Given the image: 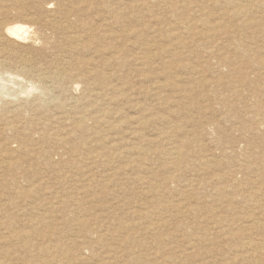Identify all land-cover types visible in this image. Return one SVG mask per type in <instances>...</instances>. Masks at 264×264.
I'll use <instances>...</instances> for the list:
<instances>
[{"label": "rangeland", "instance_id": "obj_1", "mask_svg": "<svg viewBox=\"0 0 264 264\" xmlns=\"http://www.w3.org/2000/svg\"><path fill=\"white\" fill-rule=\"evenodd\" d=\"M163 1L0 0V264H222L251 210L264 238V0Z\"/></svg>", "mask_w": 264, "mask_h": 264}, {"label": "bare ground", "instance_id": "obj_2", "mask_svg": "<svg viewBox=\"0 0 264 264\" xmlns=\"http://www.w3.org/2000/svg\"><path fill=\"white\" fill-rule=\"evenodd\" d=\"M15 1V0H14ZM25 1V0H24ZM24 1H22V0H18V5H19V7H22V8H26V2H24ZM47 1V0H46ZM60 1V0H59ZM63 1V0H62ZM157 1V0H156ZM168 1V0H167ZM166 1V2H167ZM215 1V0H214ZM217 1V0H216ZM226 1V0H225ZM232 1V0H231ZM238 1V0H237ZM241 1V0H240ZM91 2V1H90ZM163 2H165V1H163ZM165 2V4H167ZM218 3H219V1H217ZM230 2V1H229ZM233 2H234V0H233ZM248 2V1H247ZM56 3V2H55ZM81 3V2H80ZM104 3H105V1H104ZM115 3V2H114ZM210 3H212V2H210ZM225 3H227V2H225ZM106 4V3H105ZM151 4V3H150ZM159 4V3H158ZM220 4V3H219ZM240 4V3H239ZM238 4V5H239ZM218 5V4H217ZM230 5H232V4H229V6ZM1 6V5H0ZM100 6V5H99ZM98 6V7H99ZM220 6H221V4H220ZM243 6L245 7V5L243 4ZM174 7V6H173ZM82 8H84V7H82ZM221 8V7H220ZM246 8V7H245ZM244 8V9H245ZM260 8V7H259ZM264 8V7H263ZM70 9V8H69ZM102 9V8H101ZM231 9V8H230ZM241 9V8H240ZM248 9H249V7H248ZM108 10V9H107ZM260 10V9H259ZM77 11V10H76ZM246 12H248L247 10H245ZM30 12V11H29ZM70 12V11H69ZM104 12V11H103ZM239 12H242V11H239ZM254 12V11H253ZM19 13V12H18ZM48 13V12H47ZM78 13V12H77ZM81 13V12H80ZM243 13H245V12H243ZM38 14V13H37ZM42 14V13H41ZM263 14V13H262ZM34 15V14H33ZM32 15V16H33ZM71 15V14H70ZM109 15V14H108ZM240 15V14H239ZM242 16L243 15H245V14H241ZM15 16V15H14ZM46 16V15H45ZM60 16V15H59ZM236 16V15H235ZM246 16H247V13H246ZM29 17V16H28ZM38 17V16H37ZM238 17V16H237ZM55 18V17H54ZM109 18H110V16H109ZM111 18H112V16H111ZM110 18V19H111ZM248 18V17H247ZM24 19V18H23ZM48 19V18H47ZM240 19V18H239ZM3 20V19H2ZM15 20V19H14ZM71 20V19H70ZM100 19H98V21H99ZM233 20V19H232ZM247 20V19H246ZM23 21V20H22ZM29 21V20H28ZM55 21V20H54ZM105 21V20H104ZM243 21H244V19H243ZM20 22V21H19ZM71 22V21H70ZM102 22V21H101ZM56 23V22H55ZM206 23V22H205ZM70 24V23H69ZM68 24V25H69ZM72 24V23H71ZM70 24V25H71ZM75 24V23H74ZM77 24V23H76ZM95 24V23H94ZM121 24V23H120ZM4 25H5V23H4ZM116 25H117V23H116ZM178 25V24H177ZM243 25L245 26V24L243 23ZM247 25V24H246ZM255 25V24H254ZM257 25V24H256ZM259 25V24H258ZM63 26V25H62ZM242 26V25H241ZM4 27V26H3ZM64 27V26H63ZM99 27V26H98ZM120 27V26H119ZM207 27H209L208 25H207ZM206 27V28H207ZM67 28H68V26H67ZM72 28V27H71ZM92 28V27H91ZM175 28V27H174ZM187 28V27H186ZM205 28V29H206ZM29 29H30V26L28 25V24H21V23H13V24H10V25H7L6 27H5V32H6V34H7V36H8V38L9 39H11L12 41H16V40H19L20 38H22V37H24V36H26L27 34H28V32H29ZM54 29H56V27H54ZM69 29H70V27H69ZM116 29V28H115ZM216 29V28H215ZM218 29V28H217ZM216 29V30H217ZM219 29H220V27H219ZM247 28H245V30H246ZM249 29V28H248ZM56 30H58V29H56ZM65 30H66V28H65ZM2 31V30H1ZM60 31H61V29H60ZM92 31V30H91ZM205 31H207V30H205ZM77 32V31H76ZM105 32V31H104ZM113 32H114V30H113ZM75 33V32H74ZM79 33V32H78ZM67 35H69V34H67ZM75 36V35H74ZM78 37V36H77ZM248 37V36H247ZM70 38V37H69ZM230 38V37H229ZM228 38V39H229ZM241 38H242V35H241ZM8 40V39H7ZM76 40H77V38H76ZM236 40V39H235ZM5 41V40H4ZM79 41H81V40H79ZM84 41V40H83ZM147 41V40H146ZM77 42V41H76ZM229 42V41H228ZM9 43V42H8ZM7 43V44H8ZM78 43V42H77ZM76 43V44H77ZM245 43V42H244ZM6 44V43H5ZM19 44V43H18ZM60 44V43H59ZM83 44V43H82ZM75 45V44H74ZM10 46V45H9ZM78 46V45H77ZM115 46V45H114ZM233 46V45H232ZM0 47H1V45H0ZM6 47V46H5ZM218 47V46H217ZM73 49V48H72ZM9 50V49H8ZM120 50V49H119ZM226 50H227V48H226ZM3 51V50H2ZM71 51V50H70ZM230 51H231V49H230ZM87 52V51H86ZM108 52V51H107ZM229 52V51H228ZM241 52V51H240ZM232 53V52H231ZM242 53V52H241ZM87 54V53H86ZM103 54V53H102ZM106 54V53H105ZM260 54V53H259ZM21 55V54H20ZM222 56H223V54H222ZM0 57H2L1 56V54H0ZM5 58H6V56H4ZM67 57V56H66ZM108 57V56H107ZM208 57V56H207ZM3 58V57H2ZM143 58V57H142ZM228 58V57H227ZM245 58V57H244ZM256 58V57H255ZM88 59V58H87ZM109 59H110V57H109ZM242 59V58H241ZM228 60V59H227ZM10 61V60H9ZM76 61V60H75ZM80 61V60H79ZM242 61H243V59H242ZM5 59L3 58L2 60L0 59V65L2 66V65H4L5 64ZM23 62V61H22ZM60 62V61H59ZM222 61H220V63H221ZM197 63V62H196ZM229 63V62H228ZM244 63V62H243ZM8 64V63H7ZM116 64V63H115ZM23 65V64H22ZM25 65V64H24ZM56 65H57V63H56ZM220 65V64H219ZM62 66V65H61ZM93 66V65H92ZM25 67V66H24ZM27 67V66H26ZM25 67V68H26ZM229 67V66H228ZM237 67V66H236ZM51 68V67H50ZM30 71V70H29ZM30 73V72H29ZM38 73V72H37ZM59 73H61V72H59ZM85 73V72H84ZM36 74V73H35ZM66 75V74H65ZM78 75V74H77ZM262 75V74H261ZM260 75V76H261ZM1 76V75H0ZM21 78V77H20ZM39 78V77H38ZM56 79V78H55ZM22 80V79H21ZM42 81V80H41ZM89 81V80H88ZM220 83H221V81H219ZM18 83V82H17ZM262 83V82H261ZM5 84V83H4ZM48 84V83H47ZM54 84V83H53ZM222 84V83H221ZM213 86H214V83H213ZM251 87L253 86V84H251L250 85ZM261 87V86H260ZM53 88V87H52ZM258 88V87H257ZM68 89V88H67ZM262 90V89H261ZM97 92V91H96ZM262 92V91H261ZM47 97V96H46ZM54 97V96H53ZM72 98V97H71ZM103 98V97H102ZM87 100V99H86ZM89 100V99H88ZM224 100V99H223ZM33 102V101H32ZM31 105V104H30ZM16 106V105H15ZM14 107V106H13ZM71 107V106H70ZM231 107H233L232 105H231ZM252 107V106H251ZM256 107V106H255ZM254 108V107H253ZM21 110V109H20ZM93 110V109H92ZM264 112V111H263ZM2 116V115H1ZM24 117V116H23ZM86 117V116H85ZM37 118V117H36ZM94 118V117H93ZM235 118H236V116H235ZM260 119V118H259ZM262 119V118H261ZM255 121V120H254ZM263 120H261V122H260V124H263ZM250 123V122H249ZM251 127H250V129L252 130V128L254 127L252 124L250 125ZM22 129V128H21ZM217 129H218V127H217ZM257 131V129L255 130V132ZM80 132V131H79ZM249 133H251V131L249 132ZM64 137V136H63ZM61 140H62V138H61ZM199 140V139H198ZM180 141V140H179ZM229 142V141H228ZM170 143V142H169ZM197 143V142H196ZM169 145H171V144H169ZM188 145L189 144H187V147H188ZM143 148V147H142ZM227 148V147H226ZM192 149V148H191ZM190 149V150H191ZM171 150V149H170ZM169 151V150H168ZM143 152V151H142ZM145 152V151H144ZM143 152V153H144ZM235 152V151H234ZM171 153L174 155V157L176 158V159H182V158H184L185 156H186V153L178 146H174V148L172 149V151H171ZM238 153V152H237ZM166 154V153H165ZM169 154V153H168ZM228 154V153H227ZM226 154V155H227ZM192 155V154H191ZM229 155V154H228ZM241 155V154H240ZM232 156V155H231ZM229 157V158H232V157ZM251 156V155H250ZM215 157V156H214ZM226 157V156H225ZM228 157V156H227ZM226 157V158H227ZM264 157V156H263ZM171 158V157H170ZM186 159H187V157H185ZM206 158V157H205ZM221 158V157H220ZM219 158V159H220ZM252 159V158H251ZM210 160H212V159H210ZM182 161V160H181ZM222 161V160H221ZM241 161V160H240ZM186 162V161H185ZM248 162V161H247ZM206 163H208L207 165H210V164H212L211 163V161H208V160H206ZM203 164V163H202ZM240 165V164H239ZM234 166V165H233ZM252 166V165H251ZM257 166V165H256ZM184 167V166H183ZM200 167V166H199ZM205 167V166H204ZM250 167V165H247V168H249ZM229 168V167H228ZM240 168V167H239ZM200 169V168H199ZM230 169V168H229ZM261 169V168H260ZM233 170H235L234 168H232V171ZM242 170V169H241ZM220 171V170H219ZM222 171V170H221ZM215 172V171H214ZM248 172H250V171H248ZM259 172V171H258ZM211 173V172H210ZM230 173V172H229ZM178 174V173H177ZM199 174V173H198ZM216 174V173H215ZM228 174V173H227ZM245 174V173H244ZM254 174V173H253ZM173 175V174H172ZM217 175V174H216ZM226 175V174H225ZM224 175V176H225ZM229 175V174H228ZM240 175V174H239ZM252 175V174H251ZM179 176V175H178ZM213 176V175H212ZM229 176H231L232 177V175H229ZM234 176V175H233ZM260 176H261V174H260ZM215 177H217V176H215ZM215 177H213L212 178V180H214V178ZM224 178V177H223ZM221 179V180H224V179ZM262 178V177H261ZM218 179V178H217ZM245 179H247V178H245ZM260 179V178H259ZM181 180V179H180ZM193 180V179H192ZM220 180V181H221ZM226 180V179H225ZM237 180V179H236ZM242 180V179H241ZM241 180H239V181H241ZM258 180V179H257ZM206 181V180H205ZM220 181H218V182H220ZM228 181V180H227ZM233 181V180H232ZM235 181V180H234ZM238 181V182H239ZM261 181V180H260ZM264 181V180H263ZM196 182H197V180H196ZM216 182V181H215ZM226 182V181H225ZM236 182V181H235ZM167 183V182H166ZM233 183V182H232ZM241 183H242V181H241ZM261 183V182H260ZM158 184H161V183H158ZM165 184V183H164ZM224 184V183H223ZM151 185V184H150ZM168 185V184H167ZM207 185V184H206ZM235 186H236V184H234ZM247 185V184H246ZM259 185V184H258ZM264 185V184H263ZM200 186V185H199ZM220 186V185H219ZM237 186H238V184H237ZM232 187H233V185H232ZM232 187H230L231 188V190H233L232 189ZM250 187V186H249ZM164 188V187H163ZM185 188V187H184ZM205 188V187H204ZM207 188V187H206ZM227 188V187H226ZM242 188V187H241ZM245 188H247V187H245ZM258 188V187H257ZM237 189H238V187H237ZM240 189V188H239ZM159 190V189H158ZM161 190V189H160ZM169 190V189H168ZM173 190V189H172ZM186 190V189H185ZM184 190V191H185ZM203 190V189H202ZM213 190H214V192H215V189L213 188ZM219 193L218 194H221V193H226V189H225V187H220L219 189ZM234 190H235V188H234ZM247 190V189H246ZM251 190H252V188H251ZM255 190V189H254ZM253 190V191H254ZM170 191V190H169ZM238 191V190H237ZM248 191H250V190H248ZM160 192H162V191H159V193ZM188 192V191H187ZM202 192V191H201ZM213 192V191H212ZM216 192H217V190H216ZM228 192V191H227ZM239 192H240V190L238 191V195H239ZM232 194H233V192H231ZM235 193V192H234ZM243 192H241V194H242ZM50 194V193H49ZM158 194V193H157ZM186 194V193H185ZM250 194V193H249ZM161 195V194H160ZM200 195H201V193H200ZM199 195V196H200ZM217 195V194H216ZM224 195V194H223ZM251 195H252V193H251ZM256 195V194H255ZM257 195H258V193H257ZM159 196V195H158ZM213 196V195H212ZM219 196V195H218ZM226 196V195H225ZM258 196H260V195H258ZM155 197V196H154ZM164 197V196H163ZM217 197V196H216ZM220 197V196H219ZM232 197H235V196H233L232 195ZM255 197V196H254ZM194 198V197H193ZM198 198V197H197ZM196 198V199H197ZM182 199H183V197H182ZM200 199H202L201 197H200ZM220 199V198H219ZM218 199V200H219ZM227 199V198H226ZM237 198H235V200H236ZM250 199L251 200H253V201H255L256 199H252L251 197H250ZM160 200V199H159ZM158 200V201H159ZM184 200V199H183ZM195 200V199H194ZM207 200V199H206ZM234 200V199H233ZM245 200V199H244ZM224 201H225V199H224ZM237 201H238V199H237ZM250 201V200H249ZM171 202V201H170ZM189 202V201H188ZM226 202V201H225ZM233 202V201H232ZM235 202V201H234ZM193 203V202H192ZM200 203V202H199ZM204 203V202H203ZM251 203V202H250ZM201 204H202V202H201ZM205 204V203H204ZM227 204V203H226ZM197 205H199V204H197ZM231 205V204H230ZM248 206V205H247ZM250 206V205H249ZM165 208V207H164ZM163 207H162V209H164ZM184 208V207H183ZM199 208H201V207H199ZM204 208V207H203ZM207 208V207H206ZM205 208V209H206ZM209 208V207H208ZM223 208V207H222ZM228 210L230 209H232V207H226ZM255 208V207H254ZM166 209V208H165ZM202 209V208H201ZM252 209V208H251ZM261 209V208H260ZM149 210V209H148ZM145 211L146 213H145V215H148L149 214V211ZM182 210V209H181ZM191 210H192V212H194V211H196V210H198V209H196V208H191ZM203 210V209H202ZM215 210H216V207H215ZM234 210V209H233ZM163 211V210H162ZM167 211V210H166ZM206 211H207V209H206ZM208 211H211V210H208ZM157 212H158V210H157ZM173 212V211H172ZM178 212V211H177ZM199 212V211H198ZM202 212L203 211H200V214H202ZM216 212V211H215ZM239 212V211H238ZM241 212V211H240ZM242 212H244V211H242ZM260 212H261V210H260ZM263 212H264V209H263ZM156 212H154V215H156L155 214ZM174 213H175V210H174ZM195 213V212H194ZM197 213V212H196ZM229 213V212H228ZM245 213V212H244ZM160 214V213H159ZM173 214V213H172ZM204 214V213H203ZM231 214H233L232 212H231ZM235 214V213H234ZM256 214H258V216L260 215V213H257L255 210H251V211H249L248 213H246V214H244V216L245 217H252L253 219L252 220H250V223H246V227H245V229H243L242 231L240 230V232H236V231H232L231 229L229 230L230 232H229V237L228 238H231V240L233 241L234 240V243L232 244V246H231V248H230V252H232V257H230V256H227V248L224 246V247H222V249H217V247H216V249L214 250V252H217V254H221L222 256H226L227 258L226 259H224V260H222L223 262H222V264H237V262L238 261H240L241 260V262L243 261V260H246L247 262H248V264H264V238H254L256 235H257V233H255V230L257 231V230H260L261 228L259 227L260 225L258 224L259 223V219L257 218L256 219ZM137 215V214H136ZM162 215V214H161ZM166 215V214H165ZM190 215V214H189ZM193 215V214H192ZM237 215V214H236ZM152 216V215H151ZM159 216V215H158ZM213 216V215H212ZM223 216V215H222ZM257 216V217H258ZM137 217V216H136ZM161 217V216H160ZM184 217V216H183ZM200 217H201V215H200ZM224 217V216H223ZM260 217V216H259ZM143 218V217H142ZM204 218V217H203ZM227 218V217H226ZM241 219V218H240ZM248 219V218H247ZM251 219V218H250ZM149 220V219H148ZM152 220V219H151ZM153 220H154V218H153ZM172 220V219H171ZM186 220V219H185ZM208 220V219H207ZM206 220V221H207ZM239 220V219H238ZM169 221H170V219H169ZM175 221V220H174ZM219 221H221L220 219H219ZM228 221H229V218H228ZM234 221V220H233ZM245 221V220H244ZM149 222H150V220H149ZM154 222V221H153ZM152 222V223H153ZM216 223V222H215ZM245 223V222H244ZM260 223H261V221H260ZM151 224V223H150ZM207 224V223H206ZM235 224V223H234ZM36 225V224H35ZM138 225V224H137ZM149 225V224H148ZM154 227H156V226H158V225H160L159 224V222L157 221V222H154ZM214 225V224H213ZM263 225V224H262ZM151 226H152V224H151ZM162 226V225H161ZM189 226V225H188ZM237 226V225H236ZM239 226V225H238ZM237 226V227H238ZM163 227V226H162ZM184 227H186V226H184ZM211 227V226H210ZM213 227V226H212ZM124 228V227H123ZM150 228V227H149ZM160 228V227H159ZM166 228H167V226H166ZM166 228H165V230H166ZM216 228H217V226H216ZM222 228V227H221ZM230 228V227H229ZM232 228V227H231ZM185 229V228H184ZM218 229V228H217ZM154 230V229H153ZM186 230V229H185ZM216 230V229H215ZM225 230V229H224ZM152 231V230H151ZM150 231V232H151ZM207 231H208V229H207ZM227 232V231H226ZM156 233V232H155ZM190 233V232H189ZM152 234V233H151ZM164 234V233H163ZM214 234V233H213ZM226 234V233H225ZM260 234V233H259ZM117 235V234H116ZM155 235V234H154ZM263 234H261V236H262ZM156 236V235H155ZM175 236V235H174ZM177 236V235H176ZM186 236V235H185ZM105 238V237H104ZM124 238V237H123ZM140 238V237H139ZM205 238V237H204ZM172 239V238H171ZM209 239V238H208ZM211 239V238H210ZM213 239V238H212ZM173 240V239H172ZM171 240V241H172ZM175 240V239H174ZM195 240H196V238H195ZM163 241V240H162ZM161 241V242H162ZM229 241V240H228ZM170 242V241H169ZM7 243V242H6ZM1 244V243H0ZM61 244V243H60ZM166 244H168L167 242H166ZM200 244H201V242H200ZM2 246V245H1ZM115 246V245H114ZM119 246V245H118ZM159 246H161V244H159ZM165 246V245H164ZM189 247V246H188ZM232 247L236 250H238V251H242V252H244V253H242V254H240L239 252L237 253V254H235V251L233 252V251H231L232 250ZM191 249V248H190ZM229 249V248H228ZM48 250V249H47ZM49 250H50V248H49ZM81 250V249H80ZM138 250V249H137ZM152 250V249H151ZM94 251V250H93ZM195 251V250H194ZM193 251V252H194ZM92 253V252H91ZM81 254V253H80ZM150 254V253H149ZM185 254H187V253H185ZM202 255V254H201ZM208 255H210V254H208ZM214 255V254H213ZM231 255V254H230ZM211 256V255H210ZM215 256V255H214ZM221 256V257H222ZM111 259V258H110ZM204 259H205V257H204ZM220 259H222V258H220ZM69 260H71V259H69ZM136 260V259H135ZM113 261V260H112ZM152 261V260H151ZM197 261V260H196ZM221 261V260H220ZM81 262H83V261H81ZM142 263V262H141ZM196 263V262H195ZM211 263V262H210ZM44 264V263H43ZM133 264V263H132ZM218 264V263H217Z\"/></svg>", "mask_w": 264, "mask_h": 264}]
</instances>
